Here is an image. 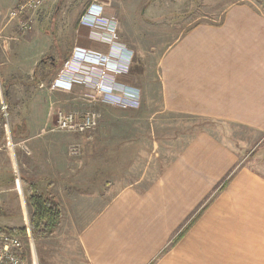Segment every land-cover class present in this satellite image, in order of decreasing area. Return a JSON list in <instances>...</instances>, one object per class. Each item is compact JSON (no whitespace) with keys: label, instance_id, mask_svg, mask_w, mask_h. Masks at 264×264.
I'll list each match as a JSON object with an SVG mask.
<instances>
[{"label":"crops","instance_id":"crops-1","mask_svg":"<svg viewBox=\"0 0 264 264\" xmlns=\"http://www.w3.org/2000/svg\"><path fill=\"white\" fill-rule=\"evenodd\" d=\"M105 13L120 26L113 6ZM78 26L85 36L75 47L111 50L91 29ZM43 35L36 29L29 37L45 42L39 54L48 48ZM143 61L136 72L116 76L140 89L141 106L106 104L119 109L103 113L95 129L78 133L82 147L76 162L54 160L49 152L53 147L47 145L53 136L40 139L55 132L46 131L47 117L44 128L16 130V144L33 141L29 155L23 146L14 150L27 192L34 184L61 206L58 228L38 239L46 241L62 229L74 234V241L60 247L61 256L45 254V264H264V174L242 165L241 156L206 129L195 133L159 171L149 151L151 137L170 135L165 122L181 117L264 129V2L234 1L223 7L219 19L180 31L151 74ZM84 89L89 88L76 85L73 91L82 94ZM144 154L147 160L137 167L134 160ZM124 176L133 179H117ZM101 199L105 204L93 213L76 203ZM87 213L86 221H77ZM65 216L73 222L64 224ZM37 254L26 246L30 264H37Z\"/></svg>","mask_w":264,"mask_h":264},{"label":"rangeland","instance_id":"rangeland-1","mask_svg":"<svg viewBox=\"0 0 264 264\" xmlns=\"http://www.w3.org/2000/svg\"><path fill=\"white\" fill-rule=\"evenodd\" d=\"M92 1L51 0L38 11L33 29L22 32L19 29L18 20L12 19L10 15L19 0H0L3 8L0 9V65L4 64L0 68V78L11 110V117L7 124L0 117V227L2 228L28 226L31 216L27 201V187L22 179L23 171L19 165H16L14 150L18 148L16 145H20L29 155L33 141L16 144L20 141L16 130L28 128L32 133L41 127L44 128L47 117L45 129L50 131L56 122L55 114L59 110L78 112L90 110L102 116L106 111L112 112L119 109L96 100L89 101L85 94L90 92V89H84V94L81 92L77 94L70 90L67 96L66 91L59 92L51 88L52 82L71 58L77 40L85 36L82 35L78 25L86 7ZM109 1L116 9V15L120 21L119 42L126 45V38H128L129 44H127L134 55L130 71L133 69L136 72L145 65L143 61L145 58L151 74L155 69L156 60L180 31L187 30L198 22H213L219 19L223 7L238 0ZM247 1L264 2V0ZM36 29H39L48 39V48L43 54L39 53L45 46V42L37 37L29 39ZM5 67L7 69L6 78L9 77L7 79L3 78ZM9 89L12 91L7 94ZM80 95L87 100L77 99L76 97ZM154 108L155 106L152 107ZM16 118H19L18 121H14V119L17 120ZM165 123L170 125L168 130L170 135L151 137L149 144L150 161L155 164L158 171L171 160L179 148H183L188 143L195 133L206 129L235 150L241 156L242 165H249L264 174V129L191 117H181ZM79 135L78 133L55 131L42 135L40 139L53 136L47 145L53 147L49 152L55 157L54 160L72 163L76 162L81 152L82 145L78 142ZM72 147L78 148V154H72ZM43 155L46 156L47 153ZM145 160H147L146 154L140 160L135 159L134 164L138 167L145 163ZM139 171L142 170L135 172ZM117 179L125 181L132 180L133 177L124 176ZM62 187V183H59L57 194L63 193ZM102 187L104 188L105 185ZM41 189H44L43 184ZM105 202L106 200L101 199L98 201L78 200L76 203L93 213V210L101 208ZM87 216L88 213L86 217H81L77 221L84 222ZM72 222L71 216L64 217V224L69 225ZM67 231L62 229L46 241L35 237V247L38 253L37 264H45V254L47 257L61 256L60 247L73 240L74 237L73 233L68 229ZM27 236H21L25 246H28L30 242Z\"/></svg>","mask_w":264,"mask_h":264},{"label":"built area","instance_id":"built-area-1","mask_svg":"<svg viewBox=\"0 0 264 264\" xmlns=\"http://www.w3.org/2000/svg\"><path fill=\"white\" fill-rule=\"evenodd\" d=\"M51 0H22L11 11L12 19L18 20L22 32L31 31L36 15L43 5ZM111 5L109 0H93L82 14L79 24L91 29L96 39L108 43L111 50L103 53L92 48L76 46L71 58L60 70L51 88L70 91L76 85L89 88L85 94L89 101H99L119 108H138L141 105V91L138 87L119 82L116 76L127 74L133 61V52L118 39L119 22L115 16L106 15ZM10 105L5 98L0 78V116L7 124L10 120ZM52 131L84 133L97 127L100 115L94 111H64L55 114ZM72 147V154H78ZM29 226V225H28ZM30 228V226H29ZM34 254L35 236H27ZM23 238L8 230L0 229V264H29L25 256Z\"/></svg>","mask_w":264,"mask_h":264},{"label":"trees","instance_id":"trees-1","mask_svg":"<svg viewBox=\"0 0 264 264\" xmlns=\"http://www.w3.org/2000/svg\"><path fill=\"white\" fill-rule=\"evenodd\" d=\"M22 1V0H19ZM87 8V7H86ZM233 174L229 176L225 181L220 185L217 192H220L224 189L229 183L230 179L233 177ZM28 205L31 209V216L29 219V226H23L21 228H1V230H8L9 232L27 236L30 232L36 238H46L51 236L53 232L58 228L61 221V206L59 201L52 196H46L40 193L34 184L29 185L28 189ZM208 203L201 209H205ZM200 215V212L194 217V219L182 230V232L173 240V243L177 242L182 235L185 233L187 228L196 220Z\"/></svg>","mask_w":264,"mask_h":264}]
</instances>
